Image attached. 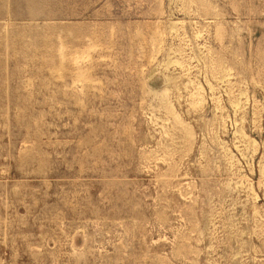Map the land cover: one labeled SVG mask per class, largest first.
I'll use <instances>...</instances> for the list:
<instances>
[{
	"label": "rangeland",
	"instance_id": "374dc122",
	"mask_svg": "<svg viewBox=\"0 0 264 264\" xmlns=\"http://www.w3.org/2000/svg\"><path fill=\"white\" fill-rule=\"evenodd\" d=\"M0 264H264V0H0Z\"/></svg>",
	"mask_w": 264,
	"mask_h": 264
}]
</instances>
